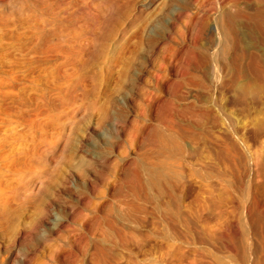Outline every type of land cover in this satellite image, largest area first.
Returning <instances> with one entry per match:
<instances>
[{"label": "rangeland", "instance_id": "rangeland-1", "mask_svg": "<svg viewBox=\"0 0 264 264\" xmlns=\"http://www.w3.org/2000/svg\"><path fill=\"white\" fill-rule=\"evenodd\" d=\"M217 1H63L75 101L0 88V264H264V14Z\"/></svg>", "mask_w": 264, "mask_h": 264}, {"label": "bare ground", "instance_id": "bare-ground-1", "mask_svg": "<svg viewBox=\"0 0 264 264\" xmlns=\"http://www.w3.org/2000/svg\"><path fill=\"white\" fill-rule=\"evenodd\" d=\"M4 1L10 9L8 15L0 13V64L7 67L6 72L0 77L2 79L0 82L3 81L2 85L0 83V88L3 87L6 94L13 91L15 93H11L15 94L17 99L23 101L27 98L34 104L46 95L45 103H37L33 107V112L30 111L32 113L28 112L21 116L24 122L37 125L42 122L39 120V115L42 116L48 112V104L57 105V109L59 107L62 109L64 103L71 104L76 98L74 93H76V88L79 89L82 80L81 78L76 79V56L88 42L85 40L90 38L99 20L97 16L92 15L83 22V28L77 29L76 19L70 22L68 16L61 14V4L64 0ZM238 3L239 0L217 1L221 12L230 20L241 16ZM256 3L257 6L252 16L260 19L264 14V0H256ZM239 89L246 92L249 87L240 85ZM41 99L39 101H42ZM10 100L13 101L14 98ZM19 108L20 106L17 107L18 110ZM18 113L20 115L21 112L18 111ZM15 157L17 156H8L11 158L8 161L16 163L18 161L25 165L27 161H25V156Z\"/></svg>", "mask_w": 264, "mask_h": 264}]
</instances>
